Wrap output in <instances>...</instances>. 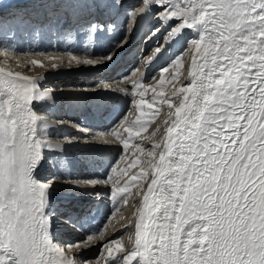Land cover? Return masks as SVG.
<instances>
[{
	"label": "snow or ice",
	"instance_id": "1",
	"mask_svg": "<svg viewBox=\"0 0 264 264\" xmlns=\"http://www.w3.org/2000/svg\"><path fill=\"white\" fill-rule=\"evenodd\" d=\"M137 11L151 12L157 18L168 33L165 43H179L177 37L184 30L192 34L171 65L180 73L190 60L189 80L177 87L173 82L179 77L173 74L168 81L173 83L170 97L179 98L174 107L171 98L162 99L163 76L169 67L160 69L162 90L152 87V91L154 100L167 104L162 138L147 150V167L140 172L147 189L141 190L138 204L130 205L135 212L131 218L121 212L117 221H126L119 230H130L131 247L121 238L109 239L100 245L102 254L106 251L103 264H264V0H142ZM60 15L54 5L37 7L21 14L17 24L39 30L45 16L47 26L53 27ZM102 27L91 23L90 30L99 37L104 34ZM161 27L151 28L149 37L157 38ZM155 53L162 55V48ZM31 55L44 60L33 58L27 64L53 70L73 64L103 67L114 61L112 51L101 56L72 51ZM143 76L141 72V78L132 82L134 89L142 90L135 122L123 127L121 121L108 133H94L92 140L120 141L128 149L131 138L146 130L149 122H142L143 98L151 85L146 86ZM43 79L0 69V264H92L77 253L96 246L102 232L75 244L58 243L59 227L83 230L87 215L70 203L58 214L64 217V223L58 224L51 211L57 177L40 175L56 155L51 150L65 151L66 143L80 139H52L64 125L72 124L84 133L92 130L77 122L50 119L43 114L47 104L37 110L34 102L54 99L51 91L40 89ZM101 87L111 85L102 83ZM147 108L159 112L153 103ZM121 127L123 132L118 130ZM136 150L145 152L139 145ZM62 165L67 169L70 162L62 161ZM111 173L104 180L81 181L70 176L60 180L71 186L70 191L111 182V220L128 204L126 194L133 186L131 182L117 186L126 172L113 167ZM137 179L131 176V181Z\"/></svg>",
	"mask_w": 264,
	"mask_h": 264
},
{
	"label": "bare ground",
	"instance_id": "2",
	"mask_svg": "<svg viewBox=\"0 0 264 264\" xmlns=\"http://www.w3.org/2000/svg\"><path fill=\"white\" fill-rule=\"evenodd\" d=\"M16 1H26V0H0V9L3 8L4 6H6V5L10 4V3L16 2ZM132 3H133L132 5H138V6H136L134 8V12H133V14L135 13V17L136 18L133 19V14H132V18L130 20V26L128 28V35L126 37L127 39L125 40V43H124V45L122 47H124L126 44H128V41L129 40H131L130 43H132V44L134 42H135V44L138 43V39L140 37H142L145 33H147L149 31L150 27H152L151 25L153 24L152 23V20H151V17H150V15H152L151 12L141 14V13H139L137 11L138 8L142 6V0H132ZM50 5H52V4H50ZM104 5L107 6L106 3H104ZM128 5H130V4L129 3H123L122 7L125 8V9L131 8V5L130 6H128ZM96 14L102 15V14H104V11L103 12H96V13H94L92 15V17L94 15H96ZM124 16H126V15L124 14ZM156 23H158V21ZM176 23H178V22H176ZM172 26L174 27L175 24L173 23ZM18 29H20V27H18ZM81 29H83V28H81ZM69 31L71 33L73 30H69ZM132 31H133V33H131ZM161 31H165L163 27H161ZM16 32H17V30H16ZM186 33L189 34L190 32L188 30H184L183 35L186 34ZM92 34H94V32H92L91 35ZM179 38L180 37H177V39H179ZM101 41H102V43L100 44L99 43V37H97L96 38V42L99 44L98 47H97V45L94 47L95 44L93 45V43H92V45H90V44L85 45L83 53H81V52L79 53V49L82 48L83 46L81 44H79L78 41H74L73 43L69 42L71 44L66 45L62 49L61 48H55V47H52V46H49V45L46 44V45H44L41 48H39L37 46L36 48H34V50L35 51L37 50L38 52H43V53H48V51H49V54L62 53V52H65V51H72V52H76L77 54H80V55H83L85 53H88V54H91V55H94V56H99L102 53V51H103L102 48L104 47V45H106V44H108L109 46L111 45L109 42H106V40L105 41L101 40ZM174 45L177 46L178 44L177 43H173V42L171 44H168V43H165L164 42L163 46L161 47L162 48V51H163V54H164L165 49H167V50L169 49L170 50L171 49L170 47H173ZM175 48H177V47H175ZM155 50L150 55L144 57L145 60L141 64H139L138 66H135L133 68V69H139V71H136L135 73H133V71H132L133 69H132L125 76V77H128L127 80H122V79L119 80L118 79L116 81H113V79H116L114 77V75L112 74V73L115 72V71H113V69L116 66H114V67L113 66H109L110 63L105 65V67L108 65L107 68H103L104 67L103 66V67H91V68L87 69V68H84V67H90V66H83V65H75V64H73L70 67H61L59 69L53 70V69H51L50 67H47V66H45V67H38V66H33V65H30V64H27L26 63V61H28L30 59H33V58L40 59V60L43 61L44 60V57L43 56H30V57H26V56H23L24 53L22 55H20V56H18V55L11 56L9 53H5V52H2V51H0V69H3L5 71L19 72V73H21L23 75H27V76L32 77L34 79H38L40 77H44V78H49V80H50L52 77H54L55 79L53 78L52 81H49L48 80V82H45L44 81L45 79H43L40 82L39 87H40V89L42 91H51V93L53 94V97L55 99H57V100L58 99H62V101H66V99H68L67 95H69V94H66V93H75V94H84V95H88V94H91L92 93L94 96H100V95H103V94H107V93L109 94L110 93L112 96H114L115 98H118L119 99L117 101V103H114L113 105H111L112 107H114V106H116V104H120V106H121L122 103H123V101L125 99H129L130 98L131 95L129 93H133V92L128 91V90L130 88H133V83H132L133 81L137 80L139 78V76L141 78V72H143L145 74V72L149 68H151V66L153 65L154 62H156L158 60H160V62L163 61V59H161V57L163 56V54L161 55L160 53H155ZM19 51L20 50L17 49V47H16L14 52H19ZM154 53H155V55H154ZM148 57H152V59L149 60ZM117 59H118V57H114V61L113 62L115 63V61ZM140 59H141V57H140ZM120 64L122 65V69L126 70L129 67L134 66L136 64V58H134V57H128L127 58V57L124 56L123 57V61ZM158 66L153 67L154 69L152 68L153 70L151 72H153V71L155 72V70H156V68ZM31 67H33V68L31 70H29V68H31ZM79 69H81L82 71L79 70ZM62 71H63V73H62ZM66 73H69V74H66ZM150 73H149V75H150ZM72 76L78 77L79 80L78 79H74V80L71 79ZM148 76L144 80V81H146V83L148 82ZM95 78L96 79H99L100 82H99L98 85H100V87L99 86L96 87V84H94L93 79H95ZM102 83L110 84L111 87L108 88V89L102 88L101 87V84ZM187 83H188V81H187ZM157 84H158V81H155L154 83H152L153 86H155ZM63 86H72V87H69V89H66L64 92H62L63 91V89H62ZM86 88L88 89V91H84V89H86ZM119 88H125V89H127V92L119 91L118 90ZM138 91H140V90H138ZM150 97H152L150 101H144L145 102V107H144L143 110H144V112L149 113V117L151 118L150 120L146 121V122H149L148 123V126H150L151 122L154 119H156L157 116L160 117L159 114H162V117H160L163 120L162 124H156L152 128V130L155 129L154 131H157V127L158 126L161 128L164 125V120L166 118V113H167V110H166V108H165L164 105H166V104L160 103L158 99L154 100L153 97H155V94L154 95H151V96L148 95V94L147 95H144V98L143 99H148ZM96 100H100V99H96ZM52 101H54V99ZM52 101H50V102H34V104H35L37 110L38 111H41V106L43 104H47V106H49ZM70 101H72V99ZM108 101H102V102H108ZM139 102H140V98L139 99H133V104L134 105L132 106V109H133L132 112L135 110V112H134L135 114L139 113V111H140V109L137 108V105L139 104ZM84 103H86V101H84ZM148 103L155 104L159 108V112L160 113H158V115H157L156 108H153L151 110L148 109L147 108V104ZM153 113H156L155 116H154V119H153ZM43 114H44V110H43ZM67 118L70 121H72V122H73V120L74 121L76 120L74 117H67ZM132 119H133L132 117L129 118V119L128 118L125 119L124 122H123V127H127V126H129L130 123H134ZM114 120H115V117H113L112 119H110L111 122H113ZM110 121H107L106 123H104L102 125H98L97 127L95 126V129L97 131H94L95 129L94 130L91 129L92 131L89 132V133L80 132V130H78L77 128L73 127L71 124H69L72 127L71 129L61 128L56 133V135L52 137V139H54V140H63L64 137H66V136H68V137L78 136V137H80V139L74 140L72 144H67L66 143L64 145L65 151H59V150L53 149L52 152H55L56 155L53 156V157H50V159H56V158L62 157L63 156V155H61L62 153H65L66 151L68 152L70 150L68 147L66 148V146L70 145V147L72 148L76 144H78V142H83V141L84 142H89L91 145H95L97 147L104 146L105 149L107 151L110 150L112 154L114 152H117L118 153L119 152L118 148H123V145H122V143L120 141H116L115 143H112V144H102V143H99V142L94 141V140L91 139V136L94 133H108L109 132V130H108L109 129V126L108 125H110ZM79 124L82 125L81 123H79ZM82 126H84V125H82ZM84 127L89 128V126H84ZM91 127L94 128V126L92 124H90V128ZM123 127L119 128L118 130L119 131H123ZM149 133H151V132H149ZM144 136L147 137V134L146 135L144 134L143 137ZM127 138L128 137H126V139ZM81 139H84V140H81ZM112 139H115V138H112ZM136 139H140V138H137V136L136 137H132L131 138V142L134 144V142L136 141ZM160 140H161L160 137L159 138H156V139H151L150 141H152V143H145L144 146L146 148H144V147L143 148L145 149V151H146V149L147 150L148 149H151L153 143H156V142H158ZM146 156H147V154H145L144 157H142L141 155L135 156L132 163L135 164L137 160L141 161L142 158H145ZM49 164H50V160H49ZM104 165L105 164H103V166ZM145 168H143V169H145ZM125 169L126 168L123 166L119 170L120 171H125ZM47 171H48V169H45L43 172H41L40 173L41 177H45V176L48 177V175L50 173H48ZM140 172H141V170H140ZM104 175L105 174H101V175L98 176V178L99 179L100 178H104L105 177ZM64 176H66V175H63L62 173H56L55 172V177H57L56 183H57L58 187H57V190H56V192L54 193V196H53V201L52 202H54V203H53L52 209L57 207L58 202H57L56 199L59 197V195L61 193L60 191L62 190V188L67 189V188H70L71 187V186L66 185V184H64V183L61 182L60 177H64ZM105 178H107V177H105ZM76 180L87 181V180H93V179L90 178V177H82V176H80V179H76ZM112 186L113 185L109 182V184L107 183V184L88 185L85 188H88V190H91L92 189L93 192L95 191V192H99L102 195L103 194L106 195V193H108L107 192L108 191V188H111ZM99 197H102V196L100 195ZM105 199H106V197H105ZM98 200H100V199H98ZM135 202L136 203H139L137 201H135ZM103 203L105 204V202H103ZM92 204H93V201H92ZM127 217H129V216H127ZM105 218H106V216L105 217H103V216L101 217V215H99L96 218L97 224L93 228H91L90 231L87 234H85V235L73 236V235L68 234V233H66L64 231H60L61 230V227H59L58 228V231L56 233L55 238H56V240H57L58 243H62V244H65V245L75 244L77 241L84 240L87 235H90L91 233L96 232V231H100V227L102 226V223L104 224ZM115 220L116 221L117 220L119 221L120 219H117V218L111 219V222L109 221V223H107L109 225L106 226V229H104V227H103V229L105 231L102 234V238L98 240L96 246H94V247H84V248H81V250L77 254L80 257H82L83 259H85V260H87L89 262L91 260L95 259L96 258L97 251L99 250L100 245H102L104 243H107L109 239H115V238L119 237V235L122 234L125 231V230L121 231L119 229L122 228V225L124 223H126V221H121V223H119L118 225H116L114 227L113 224H114V221ZM69 254L71 255L72 253L70 252ZM103 259H104V257H103Z\"/></svg>",
	"mask_w": 264,
	"mask_h": 264
},
{
	"label": "rangeland",
	"instance_id": "3",
	"mask_svg": "<svg viewBox=\"0 0 264 264\" xmlns=\"http://www.w3.org/2000/svg\"><path fill=\"white\" fill-rule=\"evenodd\" d=\"M60 1H63V0H60ZM93 1H96V0H93ZM90 2H92V0H80L81 5L84 6V7H86L87 4L90 3ZM104 3L107 4V6H106L107 9L110 8V11H111L110 14H109V12H107V16H110L112 18H110L103 25V27L101 28V29H103L101 32H103L104 34L102 35L103 37L99 36V43L100 44L102 43L101 40H103V41L106 40V42H109L111 45L110 46L108 44L104 45V47L102 48L103 51H102V53L99 56L104 55V54H107L109 51H112L116 55V56L114 55V57H118V59L115 61V63L112 62V63L109 64V66H113V67L116 66L113 69V71H115L114 72L115 74L112 73L114 75V77L116 78V79H113V81H116L118 79L121 80L122 77H125L135 66H138L139 64H141L145 60L144 57L150 55L156 48L162 47L163 44H164V42H165V40L168 37V33L166 31H161V33L158 34V37L157 38H151L148 35V33H149V31H148L147 33H145L142 37H140L138 39V43L135 44V42H134L132 44V43H130L131 40H129L128 41V44H126L124 47H122L124 44L121 45L119 43L122 40L125 41L127 39L126 37L128 35V28L130 26V20L132 18V14L134 12V8L136 6H138V5H132L133 4L132 3V0H105ZM123 3H129L131 5V8H128V9L123 8L122 7ZM130 5H128V6H130ZM124 14L126 16H124ZM150 17H151V20H152V23H153L151 25L152 27H150V29L153 28V27H161L158 23H156L157 22V18L155 16L150 15ZM58 21H59V19H58ZM79 23H81V22H79ZM61 24H63V20L61 21ZM0 28H1L0 29V43L6 45L7 42H10V39L11 38L7 34V31H6L7 27H6L5 24H0ZM81 28H82L81 26H75L74 25V27H70L68 29V31H66L67 30V26H65V30H64V33L63 34L66 33L67 35H69V34H72V32H73V33H78L79 36L82 34L80 37L83 38V37H85V35H88V34H86L85 32L83 34V31L84 30L81 29ZM69 30H73V31L70 33ZM33 31L29 32V36L28 37L26 36L23 41L14 42L15 44H12L14 48L17 47V49H19L20 51L19 52H12V51H10L9 54L11 56H15V55L20 56V55H22L24 53L23 56L30 57V56H32L31 55L32 53L38 52L37 50L35 51L34 48H36L37 46L39 48H41V47L44 46V44H39L40 38H37V37H39L38 36L39 34H36L35 33L36 30H33ZM87 31H91L90 30V26L87 27ZM131 33H133V31ZM15 35L13 34V37H16ZM72 35H74V34H72ZM191 35H192L191 33H189V34L186 33V34L182 35L178 39L179 40V43H177L178 44L177 46L174 45L173 47H170L171 48L170 50L169 49L168 50L165 49L164 54L161 57V59H163V61L161 62V64L163 62L164 63L161 65L160 68H158L155 72L154 71L151 72L150 75L148 76V82L146 83V86L147 85H151V87H148V91L145 92V95H147V94L150 95V96L151 95H154V94L156 95V93L152 91V87H155L156 88V91H158V92L162 90L158 86V84L155 85V86H153L152 83H154L155 81H158V78H160V69L162 67H169V72L164 73V76H163V78L165 79L166 83H165V86H164V89H163L165 91V97H163L162 99L171 98L174 101V107H175L176 101L178 102V99L179 98H177V97H170L171 91L173 90V83L177 87L178 86H183V85H186L187 84V81L189 80V78H188V73H187L186 69H188L190 67L191 61L189 60V63L184 65V68L181 69L180 73H175V69L171 65L173 64V61H175V59L177 57H180L181 56V53L186 48V42H187L188 39L191 38ZM96 37H97V35H96ZM48 38L51 39L50 36H48ZM69 38L71 39L72 36L68 37L67 39H69ZM50 39H48L49 44L46 43L47 45L52 46V47H55V48H61V49L63 47H65L66 45L73 43L74 41H78L79 44H81L83 46L82 48L79 49V53L80 52L83 53V51H84L85 44H84V42L81 43L79 41V39L73 40V41L72 40H69V41H66L63 44L58 45V46H56L54 43H52L53 41L50 40ZM87 41H85V43ZM69 42H71V43H69ZM173 43H176V42H173ZM93 45H94V47L96 45L98 47L99 44L95 40L94 43H93ZM175 47H177V48H175ZM48 53H49V51H48ZM185 55H187L186 52H185ZM124 56L127 57V58L128 57H134V58H136V64L134 66L129 67L126 70L122 69V65L120 63H122ZM140 57H141V59H140ZM107 66L106 67L104 66L103 68H107ZM32 68L33 67L29 68V70H31ZM84 68L89 69V68H91V66L90 67H84ZM79 70H81V69H79ZM62 73H63V71H62ZM69 73H66V74H69ZM173 74H176L179 77V79L176 80V81H174L173 83H169L168 81L171 79V76ZM154 77H156L157 79L154 80L153 79ZM53 78L54 77H52L50 80H49V78H45L44 81L45 82H48V80L49 81H52ZM71 79H73V80L74 79H78L79 80V78L78 77H75V76H72ZM95 79H93L94 84H96V87H98V86L100 87V85H98L99 82H100L99 79H96V80ZM69 87H72V86H63V88H62L63 91L62 90L61 91L64 92L66 89H69ZM128 91L133 92L135 95H131L129 99H125L123 101V103H122L121 106H120V104H116V106L113 107L115 109L117 106H119L118 108L121 107L122 110L119 112L120 114L117 113L116 115H114L115 120L113 122H111L110 120H108V121H110V125H108L109 126V129H108L109 131L112 129L113 125H116V124H118L121 121L124 122V120L127 119V118L129 119V118L132 117L133 118L132 119L133 122H135V120H136V118H137V116L139 114V113L135 114L134 113L135 110L132 112V110H133L132 109V106L134 105L133 104V99H139L140 98L139 95H138V92L139 91L137 89H134V88H130ZM66 94H69L70 95L71 93H66ZM73 94H75V93H73ZM151 98L152 97H150L148 99H144V101H150ZM70 100L71 99L66 100V101H63V102L66 103L67 101H70ZM118 100H119L118 98H115V99H110L108 102H111V105H113L114 103H117ZM158 100L161 103L160 99H158ZM164 106H165V108L167 110V104L164 105ZM114 109H112V110H114ZM110 112L111 111L109 110V114L111 115ZM158 113H160V112H158ZM158 113H157V115H158ZM159 115H160V117H162V114H159ZM160 117L157 116V118L154 119L151 122L150 126L147 127L148 129L146 128L145 131H142V133L140 134L141 136L140 135L137 136V138H140V139H136V141L134 142V144L131 142V145H130V147L128 149L118 148L119 152L118 153L117 152H114L113 154L111 153L110 150L107 151V154L106 155H107V157L108 156H110V157H109V161H108L107 166L104 165V166H106L105 171L102 172V174H105L104 175L105 177H108L109 175H112L111 169L113 167H116L117 171H120L119 169L121 167H123V166L126 168L125 171H123V172H126V174L125 175H122L119 178V184L117 186H123L125 183L131 182V176L132 175H136L138 177L137 181H132L131 182L133 186L130 188L129 192L126 194L128 196V204L127 205H122L120 212H116L115 215L112 217V219H114V218L121 219V212L123 213L124 216H129V218H131L132 215H133V213L135 212V209L134 208H130V204L132 205L133 203H136L135 201L139 202L141 200V198H142L141 190L143 189L144 191H146V189H147V185L144 183V179L140 178V170L143 169V168H145V167H147V165L145 163L147 156L145 158H142V160L140 161L139 164H136L135 163V167L132 166V165H134L132 162H133V159H134L135 156L141 155L142 157H144V155L147 154V149H146V151L143 154H141L140 152H137L136 145H139L142 148L143 147L146 148L144 146V144L145 143H152V141H150L151 139H156V138H159V137H160V139L162 138V134H163V130H164V125L160 128V131H154L155 129L152 130V128L154 127V125H156V124H162L163 120ZM150 119L151 118L149 117V113L145 112V115L142 118V122H146V121H148ZM73 122H74V120H73ZM77 129L79 130V128H77ZM121 132H123V131H121ZM149 132H151V133H149ZM144 134L145 135L147 134V137L144 136L145 137L144 138L143 137ZM124 136H125V138L128 137L127 136V133H124ZM81 140H84V139H81ZM107 160H108V158H107ZM53 161H55L54 164L51 166V163H50V166H48V168H47L48 169L47 172L50 173L48 175V178H52L53 176H55V172L56 173H62L63 175L68 176L63 171H60L59 172V169L57 168V165H59V166H60V164L62 165V161H65V158L62 156V157H59V158L54 159ZM62 167H63V165H62ZM105 177L99 179L98 176H97V178H95V179L96 180H103V179H106ZM92 179H94V178H92ZM111 188H108V191H107L108 193H106V195L105 194H103V195L100 194L102 197H100L99 199L101 200V202H105V205L103 203L102 204L103 206H101V204H99L100 203L99 202L100 200L94 202L95 206H97V207H99V208L102 209L103 207L106 206V203L109 201L108 202L109 204L106 206L107 207L106 208V211L104 212V214L101 215V217L102 216L103 217L106 216V218H105L104 224L102 223V226L100 227V231L103 229V227H104V229H106V226H105L106 221H107V223H109V221L111 222V220L108 219L109 215L112 213V210H113V204L112 203H114L109 198V195L111 193ZM68 189L69 188H67V189L62 188V190L60 192L63 193L64 191H69ZM61 193H60L59 197L56 200H58L60 198ZM105 197H106V199H105ZM92 201H93V199L89 201V204L90 203L92 204ZM57 202H59V201H57ZM97 202H99V203H97ZM117 221L115 220L113 225H115V226L118 225ZM108 225L109 224H107V226ZM104 229L101 231L102 234L105 231ZM129 231L130 230H125L117 238H121L122 239V242L126 246L131 247V245L128 244ZM117 238H115V239H117ZM105 254H106V251L102 254L101 248L99 247V250L97 251V254H96V258L93 259V260H91L90 262H92V264H94L93 262H95L97 259H99L100 260V264H102L103 261H104V259H103L104 256L103 255H105Z\"/></svg>",
	"mask_w": 264,
	"mask_h": 264
}]
</instances>
